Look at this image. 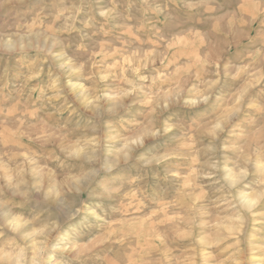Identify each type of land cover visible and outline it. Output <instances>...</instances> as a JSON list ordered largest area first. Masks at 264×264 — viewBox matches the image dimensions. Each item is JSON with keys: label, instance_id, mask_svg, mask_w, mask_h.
<instances>
[{"label": "rangeland", "instance_id": "obj_1", "mask_svg": "<svg viewBox=\"0 0 264 264\" xmlns=\"http://www.w3.org/2000/svg\"><path fill=\"white\" fill-rule=\"evenodd\" d=\"M0 264H264V0H0Z\"/></svg>", "mask_w": 264, "mask_h": 264}, {"label": "bare ground", "instance_id": "obj_2", "mask_svg": "<svg viewBox=\"0 0 264 264\" xmlns=\"http://www.w3.org/2000/svg\"><path fill=\"white\" fill-rule=\"evenodd\" d=\"M247 201L250 202L251 204H254V201L251 198H247Z\"/></svg>", "mask_w": 264, "mask_h": 264}]
</instances>
